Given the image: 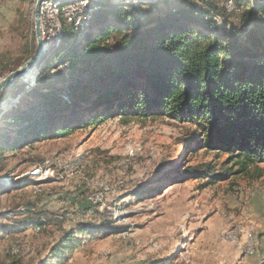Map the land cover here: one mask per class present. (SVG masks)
<instances>
[{
	"label": "rangeland",
	"instance_id": "obj_1",
	"mask_svg": "<svg viewBox=\"0 0 264 264\" xmlns=\"http://www.w3.org/2000/svg\"><path fill=\"white\" fill-rule=\"evenodd\" d=\"M37 1H0V79L38 55ZM188 1L199 4L172 0L171 7ZM215 1L226 7L230 21L243 32L234 2ZM87 7L78 13L88 12ZM48 27L44 42H59L57 34H47ZM20 59L21 66L15 67ZM37 67L34 80L19 79L0 93L5 110L14 106L13 98L22 88L37 84ZM191 130L168 117L126 122L119 116L6 154L0 178L8 179L3 184L10 186L11 179L34 184L0 194V214L8 217L0 231L9 230L0 235V264H264L263 164L259 171L251 168L211 186L199 178L162 181L171 172L174 180L175 173L188 167L210 164L217 175L232 166L224 153L188 147L185 139ZM149 187L158 194L140 200ZM28 220L45 225L39 229ZM231 227L243 232L236 234L237 242L226 240L224 232ZM68 238L69 244L63 245ZM248 243L255 249L250 253ZM61 244L58 256L63 259L53 253Z\"/></svg>",
	"mask_w": 264,
	"mask_h": 264
},
{
	"label": "trees",
	"instance_id": "obj_2",
	"mask_svg": "<svg viewBox=\"0 0 264 264\" xmlns=\"http://www.w3.org/2000/svg\"><path fill=\"white\" fill-rule=\"evenodd\" d=\"M125 1L131 0H88L82 27L60 13L61 39L41 60L37 84L22 88L9 110L0 104V124L6 123L0 128V172L5 155L18 148L119 116L126 122L168 117L188 124L193 129L185 139L188 147L218 151L233 162L217 175L205 164L175 173L174 180L168 173L162 181L199 178L211 186L251 168L259 171L264 165V0H232L241 12L243 32L215 0L176 8L172 0ZM48 72L54 74L48 77ZM6 179L0 178V194L34 184L11 179L5 186ZM157 194L149 187L139 199ZM7 219L0 214V227ZM61 247L53 253L58 256Z\"/></svg>",
	"mask_w": 264,
	"mask_h": 264
},
{
	"label": "bare ground",
	"instance_id": "obj_3",
	"mask_svg": "<svg viewBox=\"0 0 264 264\" xmlns=\"http://www.w3.org/2000/svg\"><path fill=\"white\" fill-rule=\"evenodd\" d=\"M2 1V0H0ZM86 2L81 1H77V0H70V1H66V2H61L60 0H46V1H43L41 4V8H40V32H41V38L43 40V34L45 32V29L48 30V25H50V29L49 31H52L53 34H57L58 35V38L57 40L60 42V39H61V25H60V21L58 19V16L60 15V13H62L63 17L70 23V24H73L75 27H82L84 25V23H82L84 20H85V17H86V13L85 12L83 14V12L81 13H78V10L79 8H85L87 6H82V7H78L77 8V11L72 13L71 15V12L70 11H65V9H70V8H73L79 4H87L88 3V0H85ZM62 6V8H61ZM88 8V7H87ZM54 9V10H53ZM54 18L53 19V22H51L49 20V18ZM52 23H54V25H52ZM46 27V28H45ZM53 29V30H52ZM47 34H49V32H47ZM59 42H54V43H51L50 45L53 46V45H58ZM43 43L44 45H49V44H46L43 40ZM37 67L35 65L33 66H30L27 71H26V75L24 76L27 77L30 75V73L33 71V69H36ZM7 77V76H6ZM6 77H4L3 79H0V82H2V80H4ZM12 84H10L8 87H6L4 90H6L7 88L11 87ZM226 236V240H228L229 242H233L234 240L236 241V234H230V236L226 233L225 234ZM237 242V241H236ZM255 243V242H254ZM252 245L253 243H248L246 246V250L248 249V247L251 246L252 248ZM248 252V251H247Z\"/></svg>",
	"mask_w": 264,
	"mask_h": 264
},
{
	"label": "water",
	"instance_id": "obj_4",
	"mask_svg": "<svg viewBox=\"0 0 264 264\" xmlns=\"http://www.w3.org/2000/svg\"><path fill=\"white\" fill-rule=\"evenodd\" d=\"M44 0H38L36 7H35V30H36V37L38 42V55L32 58L31 60L27 61L22 67L17 69L16 71L7 75V77L0 82V93L4 91L6 87L10 84H14L19 79H23L26 75V71L30 66L35 65L36 67L40 64L41 60L46 56L47 52L50 49V45H44L43 40L41 38L40 32V8L41 4ZM137 4L139 0H133ZM155 2L157 0H148L147 2Z\"/></svg>",
	"mask_w": 264,
	"mask_h": 264
},
{
	"label": "built area",
	"instance_id": "obj_5",
	"mask_svg": "<svg viewBox=\"0 0 264 264\" xmlns=\"http://www.w3.org/2000/svg\"><path fill=\"white\" fill-rule=\"evenodd\" d=\"M82 6H88V4H79V5H77V6L73 7V8L65 9V11H70V12H71V15H72V13H74V12L77 11V8H78V7H82ZM82 23H84V21H83ZM52 30H53V29H52ZM47 32H49V34H50V32H52V31H47ZM39 229H40V228H39ZM39 229H38L37 231H39ZM224 233H227L229 236H230V234H237V235H241V234H243L242 231H237V230H235L234 227L229 228V229L226 230ZM246 235H250L251 238L253 237L252 234H246ZM252 250H255V249H252L251 246L248 247V249H247L248 253H250V251H252Z\"/></svg>",
	"mask_w": 264,
	"mask_h": 264
}]
</instances>
